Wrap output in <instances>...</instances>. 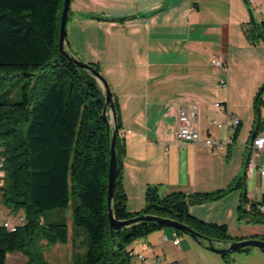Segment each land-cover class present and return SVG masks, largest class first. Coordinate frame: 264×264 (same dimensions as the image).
I'll return each mask as SVG.
<instances>
[{"label": "trees", "instance_id": "1", "mask_svg": "<svg viewBox=\"0 0 264 264\" xmlns=\"http://www.w3.org/2000/svg\"><path fill=\"white\" fill-rule=\"evenodd\" d=\"M62 6L63 0H0V91L15 76L32 81L24 84L18 101H13L7 92L0 93V156L4 158L0 201L11 213L23 217V221L13 223L14 229L0 221V264H5L7 253L14 251L24 254L25 264H51L43 247L66 243L68 229L64 220L44 225L42 216L46 211L67 208L71 198L73 226L83 229L88 241L82 256L72 264H134V253L127 247L166 226L152 221L132 223L117 233L124 247H112L107 215L109 115L107 119L102 117L105 97L96 78L59 52ZM85 16L112 18L93 13ZM90 63L100 71L97 63ZM262 92L264 85L254 99L257 113ZM112 98L118 126L112 201L117 219L154 214L180 221L213 243L240 240L229 233L226 223L207 222L189 211L192 204L220 199L237 188L238 219L264 223V213L255 210V203L250 204V209L245 207V172L234 184L208 192L161 194L157 185H149L144 207L128 211L122 185L120 110L113 94ZM240 125L239 122L235 127L233 142ZM262 127L260 121L256 134ZM253 237L264 239V234Z\"/></svg>", "mask_w": 264, "mask_h": 264}, {"label": "crops", "instance_id": "2", "mask_svg": "<svg viewBox=\"0 0 264 264\" xmlns=\"http://www.w3.org/2000/svg\"><path fill=\"white\" fill-rule=\"evenodd\" d=\"M239 5L240 0H71L66 46L84 61L99 65L119 105V136L124 146L122 185L128 211L137 212L144 207L149 185H157L161 194L208 192L234 184L243 173L246 160L233 158V142L218 150L203 143L206 135L233 137L235 131L228 122L237 115L229 110L226 96L216 88L217 76L211 60L212 55L226 59V17L230 18L232 8ZM89 13L112 18L85 16ZM215 96L220 100L216 101ZM193 104L198 107L200 143L181 141L175 136L179 109ZM262 133L264 127L258 132ZM244 186L254 201L264 198V176L258 171L245 173ZM239 200L240 190L236 188L220 199L192 204L189 211L207 222L226 223L229 233L238 238L264 234V224L238 219ZM67 229L68 241L63 245L70 244L73 254L84 252L81 229L72 222ZM161 233L172 237L162 228L127 247L134 253V264H181L178 256L169 258L164 252L162 245L172 242L158 239ZM180 242L172 244L178 247ZM199 246L206 249L201 243ZM252 250L255 249L236 252H245L251 261L264 260V251ZM53 253L50 251L49 255L54 257ZM241 256L235 255L234 263ZM228 259L231 262L227 255ZM25 263L21 252L7 253L5 264Z\"/></svg>", "mask_w": 264, "mask_h": 264}, {"label": "rangeland", "instance_id": "3", "mask_svg": "<svg viewBox=\"0 0 264 264\" xmlns=\"http://www.w3.org/2000/svg\"><path fill=\"white\" fill-rule=\"evenodd\" d=\"M71 21L72 18L70 17L68 22L71 23ZM262 22H264V0H240V5L232 8L230 18L226 17V59H221L226 62V71H224V68V70H221L222 68L220 69V67L214 66L217 76L215 80L216 88L219 94L226 96L229 110L234 112L241 120L238 134L231 145V153L234 159L245 158L246 160L248 156L249 151L246 145L249 141L250 130L254 128L255 118L258 114L254 107V99L261 86L264 85V30H262ZM199 32H201V30ZM69 51L77 59L84 61L74 49L70 48ZM221 80H226V89L221 86ZM25 83H32V81L25 76H15L3 87L0 93L7 92L13 101H18L21 99L22 88ZM260 98L262 101L259 103V111L262 126H264V92L261 93ZM215 100L218 101L220 99L218 96H215ZM255 160L258 164H264V150H260ZM73 201L74 199L71 198L70 205L67 208L46 211L42 216L43 224L46 225L52 222L49 221V219L64 220L70 227L72 222L71 207ZM45 217L46 221L43 220ZM2 218L7 219L11 223L19 222V215L11 213L0 201V221ZM163 229H166L167 233H171V236L175 230L170 226H166ZM81 234L84 235L83 238H85V244L87 246V236L83 229H81ZM162 234L163 233L158 235L157 238L162 239L164 236ZM178 236L181 241L178 247L170 242H165L162 246L169 258L178 256L181 264L264 263L262 258L251 261L250 259L252 258H249L250 256L246 257L245 254H243L245 252L228 253L227 255L231 259V262H229V259L226 261V256L201 248L199 243L185 232H179ZM185 241L192 242L186 246L184 244ZM56 247L52 245H45L43 247V254L46 259L49 258L47 260H49L51 264H72L76 258L82 256L84 253L81 251L79 254H73L70 244L63 245V243H59ZM81 247H83V243H81ZM64 249H67V252H64ZM250 249H255L252 251H261L256 247H250ZM50 251H55V253H53L54 257L49 255ZM240 254L242 255V259L234 263L233 257ZM245 259H247V262Z\"/></svg>", "mask_w": 264, "mask_h": 264}, {"label": "water", "instance_id": "4", "mask_svg": "<svg viewBox=\"0 0 264 264\" xmlns=\"http://www.w3.org/2000/svg\"><path fill=\"white\" fill-rule=\"evenodd\" d=\"M71 0H63V6L60 16V26H59V40H58V49L59 52L64 54L71 62H73L77 67L81 69H86L89 71L97 80L104 92V105L102 108V117L107 119L109 115V120H107V132L109 134L110 146H109V164H108V182H107V215L109 219V229H110V240L114 250H118L124 247V243L120 241L117 237V233L125 226H128L132 223H137L140 221H152L160 223L164 226H170L174 229L185 232L198 243L203 244L206 249L219 254L232 253L239 251L245 247H256L264 250V239L256 237H247L240 240H234L225 243V246H215L213 241L206 236L194 231L188 225L176 221L170 218L161 217L154 214H140L128 219H117L113 213L112 201L114 198V189H115V179H116V169H117V156H116V137L118 126L116 125V119L114 115V104L112 98V91L110 86L104 77V75L90 62L80 61L77 59L67 48L66 46V23L68 18V12L70 9ZM261 121L260 111H258L254 130L250 134V140L256 135V131ZM248 156L245 161L244 170L245 172L247 165ZM206 242V243H205Z\"/></svg>", "mask_w": 264, "mask_h": 264}, {"label": "built area", "instance_id": "5", "mask_svg": "<svg viewBox=\"0 0 264 264\" xmlns=\"http://www.w3.org/2000/svg\"><path fill=\"white\" fill-rule=\"evenodd\" d=\"M212 63L215 66L226 68L224 65V62L220 60L216 55H212ZM222 86H227V82L225 80L220 81ZM218 107H222L220 103L215 104ZM197 113H198V107L197 105L193 104L188 108H180L178 111V126L176 129L175 136L181 141H188L192 143H200L202 140V133L199 130V128L196 126V119H197ZM240 120L233 115L231 121L228 123L235 128ZM219 125H221L219 123ZM233 142L231 136H226L222 138L214 137L212 135H206L203 137V143L207 144L214 150L222 149L227 147ZM247 149L249 151L248 153V160L247 165L245 169V173L247 175L253 174L255 171H258L261 176H264V164H258L256 159V156L259 154L260 150H264V133L262 134H256L252 141L249 139L247 142ZM4 158L0 156V185H2L3 182V176L4 171L2 169ZM247 201L245 203L246 209H250V204L253 202L255 203V210L259 211L261 213H264V198L254 201L250 196L246 193ZM19 221H23V217L19 216ZM2 224L6 227H9L11 229L15 228V225L13 223H10L9 221H2ZM163 241H171L173 244L179 243V236L178 233H174L172 237H169L168 235L163 236ZM140 259H143L142 255H138Z\"/></svg>", "mask_w": 264, "mask_h": 264}]
</instances>
